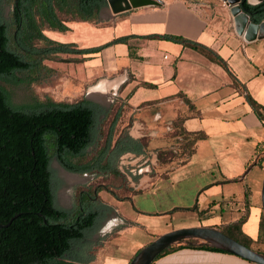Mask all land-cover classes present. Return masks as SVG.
I'll return each instance as SVG.
<instances>
[{
    "label": "crops",
    "instance_id": "1",
    "mask_svg": "<svg viewBox=\"0 0 264 264\" xmlns=\"http://www.w3.org/2000/svg\"><path fill=\"white\" fill-rule=\"evenodd\" d=\"M107 12L109 22L99 27L102 30L111 27L113 34L107 43L121 37L129 39L126 44H114L99 53L81 57L85 71L83 85L96 83L88 87L89 96L102 97L105 89L99 85L103 80L107 89L105 97L113 95L122 103L114 114L110 115L109 111L106 116H101L99 126L116 115V136L124 131L134 140H147L145 154L126 153L138 157L131 161L132 164L137 165L142 158L154 155L150 158L151 165L146 174L130 175L128 168L122 170L123 173L118 171L124 176L126 185L134 191L149 190L153 188L154 179L160 176L163 181L156 192L158 188L167 189L172 175L184 168L191 173L196 163L200 170L195 171L192 177L197 186L184 184L185 189L179 186L176 195L181 198L195 196L196 200L201 196L214 198L206 207L209 210L220 206L215 198H221L223 203L227 202L230 211L241 212L239 218L226 225L238 221L248 208L246 224L254 206L256 184L258 187L261 184V181H256L253 171L258 160L264 157V122L259 120L251 105L253 101L264 107V39L246 42L236 31L229 7L220 0H198L195 3L177 0L160 7L132 9L114 16ZM80 26L99 29L89 23H71L68 24L70 31L67 36L58 32L56 36L78 44L79 48L94 47H84L83 43L74 40ZM160 35L181 37L209 48L227 64L228 71L198 51L156 37ZM97 57L100 64L94 62ZM90 72H96V75L91 77ZM92 98L88 100L94 103L104 100ZM110 103L114 104V100ZM179 128L188 134L204 136L196 142L187 160H183V156L178 157L187 140L171 137ZM261 144L262 151L256 153L257 146ZM166 150L172 151L177 158L160 161L159 153ZM162 169L164 172H159ZM171 169L170 176L167 170ZM202 177L204 179L198 184ZM230 183L243 185L240 191L231 193L228 190ZM109 196L115 198L111 194ZM122 198L130 201L129 196ZM110 200L102 199L119 220L117 225L110 226L114 228L111 236H122L130 229L141 228ZM221 224V219L217 218L211 226ZM196 227L179 225L164 233ZM146 245L140 244L134 255ZM131 259L121 264H129ZM95 260L98 258L92 264ZM152 264L254 263L229 253L184 248Z\"/></svg>",
    "mask_w": 264,
    "mask_h": 264
},
{
    "label": "trees",
    "instance_id": "2",
    "mask_svg": "<svg viewBox=\"0 0 264 264\" xmlns=\"http://www.w3.org/2000/svg\"><path fill=\"white\" fill-rule=\"evenodd\" d=\"M106 1L6 0L11 7L6 15L4 0H0V264H92L94 256L88 255L91 238L112 211L99 193L105 191L118 200L125 198L100 185L80 190L69 208L61 207L57 200L61 182L51 162L55 160L65 171L79 175H119L122 155L147 152V140H134L124 131L114 134L116 115L101 143L99 119L108 111L86 98L67 103L32 96L21 105L12 100V87L41 84L49 76L52 70L43 62L53 60L57 54L83 57L127 43L129 37H121L100 46L78 48L75 43L57 42L43 34L45 29L66 33L71 21L96 23ZM244 7L252 23L264 20V2L255 6L244 3ZM156 37L198 51L228 71L227 64L205 46L177 36ZM251 105L264 122V107L253 101ZM171 137L187 140L178 156L187 160L204 136L179 128ZM262 145L257 146L256 153L262 151ZM174 158L172 151L159 153L160 161ZM248 215L247 208L238 221L213 229L264 255V251L253 247L264 238L263 219L259 238L253 241L239 235ZM184 248L227 253L190 239L164 249L154 261Z\"/></svg>",
    "mask_w": 264,
    "mask_h": 264
},
{
    "label": "rangeland",
    "instance_id": "3",
    "mask_svg": "<svg viewBox=\"0 0 264 264\" xmlns=\"http://www.w3.org/2000/svg\"><path fill=\"white\" fill-rule=\"evenodd\" d=\"M175 1L177 0H161L163 4H170L174 3ZM183 1H186L188 3H195L198 0ZM5 2L6 0H4L2 6L4 13L7 15L11 7L7 6ZM107 11V8H103L96 20V23L93 22L90 24H96L95 26H97L98 28L102 27V25L104 24H107L109 22L108 18L110 17ZM71 23L75 22H68L69 25ZM110 28L111 27H105V29L102 30L100 28L92 29V27L90 28L88 26H80V32L78 33L77 38L75 37L74 40L79 43H83L84 47H95L99 44H106L107 41L111 39V36L113 34V31ZM56 33L57 32L47 29L43 30V34L51 40L61 43H68L67 41H63V38L56 36L58 35ZM68 33L69 32H66L63 35L67 36ZM39 45L43 46L42 44ZM76 45L78 48L80 47L78 44ZM82 60L83 59L81 58V56L57 54L53 57V60L44 61V66L51 69L52 72L49 73V76L44 81H42L41 84H33L30 87L27 85L12 87L13 103L16 105L28 103L31 100L32 96H36L40 99L46 98V96H48L56 102L67 103H74L82 98H85V96L87 97V99L91 100L92 97L89 96V90L87 89L89 86H93L96 83L93 85H91V83L88 86L83 85L85 71L83 70ZM94 62L100 64L98 57L94 60ZM94 70L96 71L97 68H94ZM46 73L47 72H45V74ZM95 75L96 72H90L89 74V76L91 77H94ZM19 76L23 77V75ZM101 82L102 83H100L99 86L102 85L103 89H105V92H102V97L101 95H98L100 97H97L94 96L90 91V93L94 96L92 100L95 99L99 101L100 99H104L96 102V104H99L108 112L110 111V115H112L117 110V108L121 106L122 103L116 101V97H114L113 95H106L105 97L107 89L103 85V80ZM113 100L114 104L111 105L110 101ZM109 123L110 121L106 120L103 125L100 124V130L102 133L101 143L103 142ZM253 163H255V159ZM51 166L52 169L56 171L58 179L61 182V187L57 192L58 204L61 207L69 208L72 204L74 196L77 195L80 190H87L88 188L89 190H93L95 187L100 185L107 186L120 198L123 196L130 197V201H118L115 198H110V194L108 195V193H106L105 191L99 194V197H101L103 200L111 199L112 201L110 200V203L113 202L116 207L123 211L124 214H126L127 217L133 222L135 221L136 223H138L137 225L141 226V228L136 227L130 229L125 235L122 236H111V232H113L114 228L110 226H113L114 224L117 225L119 223V220L116 219L115 212H113L112 210L108 214L104 222L101 223L98 232H96L95 235L91 238V246L88 255L94 256V259H96V257L98 258V260H95L94 264H121L124 261H128L132 258L137 249H139L140 244H150L159 236L166 234V232L164 233V231L170 230V227H177L179 225H195L196 227L197 225H202L203 227L208 228H221L223 226H226V223L234 221L241 215V212H239L238 210L234 212L230 211V207L227 205V202L223 203L221 198H215V200L219 201L220 206L217 205L215 209L209 210L206 209V207L208 206V203L214 198H205L204 196H201L200 199L196 200L197 197L194 198L195 196H185L181 198L176 195V190H179V186L181 187V189L184 188V184H188L190 187L197 186L196 181H194L192 177V174H195V171L200 170L199 166L196 163L193 164L191 173H189L188 168H184L176 175H172V169L167 170L168 174H170V176L172 175V183H167V189L158 188L157 192V186L161 184V181H163L160 176H157L154 179L152 183L153 188L149 190L134 191L128 188L125 179L123 178L124 176L122 177V175L120 174H110L106 177L95 174H91V176H78L66 172L58 165L55 160H52ZM161 171L164 172V169L160 170L159 172ZM254 174L256 177V181H261V184L259 187L258 184H256V189L253 196L254 206L251 209L249 221L246 224L240 226L239 235H244L249 238L251 237V239L253 238L256 240L260 237L261 234L260 231L262 219L264 224V216L261 209V187L264 177V157L261 158L259 164H257V167L254 169L253 175ZM204 177L207 178L206 175ZM204 177L199 180L198 184L201 183L200 181L204 179ZM174 178H178V180ZM224 183L228 184L227 181H225ZM230 184L231 185L228 187V190L231 191V193H237V191H240V188L243 185V183ZM217 218L221 219L222 226H211L212 223H215V221H217ZM228 232L233 235V232H231V230H228ZM253 247L258 250L264 251V238H260L258 242L253 243ZM141 249L142 248H140V250Z\"/></svg>",
    "mask_w": 264,
    "mask_h": 264
},
{
    "label": "water",
    "instance_id": "4",
    "mask_svg": "<svg viewBox=\"0 0 264 264\" xmlns=\"http://www.w3.org/2000/svg\"><path fill=\"white\" fill-rule=\"evenodd\" d=\"M229 7L236 31L243 36L246 42L264 39V20L255 24L249 19L244 3L255 6L264 0H220ZM161 0H107L106 8L111 15H117L132 9L143 7L163 6ZM261 209L264 216V177L261 187ZM197 240L214 246L229 254L240 257L254 264H264V255L259 254L241 243L233 240L222 232L208 227L183 228L173 230L156 238L153 242L139 250L129 264H151L154 259L166 248L185 240Z\"/></svg>",
    "mask_w": 264,
    "mask_h": 264
},
{
    "label": "built area",
    "instance_id": "5",
    "mask_svg": "<svg viewBox=\"0 0 264 264\" xmlns=\"http://www.w3.org/2000/svg\"><path fill=\"white\" fill-rule=\"evenodd\" d=\"M151 156H154V155H148L146 158H142L141 159V164L140 165H134L131 163V161H134V160H137L134 156H130V155H123L121 156L120 158V161H121V165H120V170L121 172L123 173L124 169L126 171V168L124 165H128L130 166L128 169L129 172H130V175H138V176H141L142 174H146L149 172V169H150V165H151ZM123 170V171H122ZM87 175V174H85Z\"/></svg>",
    "mask_w": 264,
    "mask_h": 264
},
{
    "label": "flooded vegetation",
    "instance_id": "6",
    "mask_svg": "<svg viewBox=\"0 0 264 264\" xmlns=\"http://www.w3.org/2000/svg\"><path fill=\"white\" fill-rule=\"evenodd\" d=\"M125 155V154H124ZM123 156V155H122ZM121 158V157H120ZM136 159L138 158V157H135ZM119 164L121 165V161H120V159H119V161H118V171H120L121 172V168H120V166H119ZM141 164V161L137 164V166L138 165H140ZM125 166V168H129L130 166H128V165H124ZM67 172V171H66ZM69 173V172H68ZM69 174H73V175H78L79 176V174H75V173H69ZM82 175H85V174H82ZM87 175H90L91 176V174H87ZM89 184V183H88Z\"/></svg>",
    "mask_w": 264,
    "mask_h": 264
},
{
    "label": "bare ground",
    "instance_id": "7",
    "mask_svg": "<svg viewBox=\"0 0 264 264\" xmlns=\"http://www.w3.org/2000/svg\"><path fill=\"white\" fill-rule=\"evenodd\" d=\"M251 2H255L256 0H250ZM95 91H96V89H95Z\"/></svg>",
    "mask_w": 264,
    "mask_h": 264
}]
</instances>
